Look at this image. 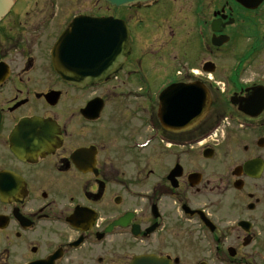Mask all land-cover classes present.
<instances>
[{
  "label": "flooded vegetation",
  "instance_id": "flooded-vegetation-1",
  "mask_svg": "<svg viewBox=\"0 0 264 264\" xmlns=\"http://www.w3.org/2000/svg\"><path fill=\"white\" fill-rule=\"evenodd\" d=\"M107 17L130 29L122 67L64 79L65 32ZM0 264H264V0H13Z\"/></svg>",
  "mask_w": 264,
  "mask_h": 264
},
{
  "label": "water",
  "instance_id": "water-1",
  "mask_svg": "<svg viewBox=\"0 0 264 264\" xmlns=\"http://www.w3.org/2000/svg\"><path fill=\"white\" fill-rule=\"evenodd\" d=\"M140 1L148 0H108L111 5L117 7ZM11 5L12 0H0V18L7 13ZM64 40L71 41L72 45H62V55L60 54L55 62L62 76L70 81L100 79L117 71L129 50V30L125 24L113 18L75 21L71 29L65 33ZM76 60L83 66L87 63L89 67L87 78H79L73 74L75 69L72 64ZM198 97H203V94H199ZM191 101V109H194L193 104L197 102L199 113L206 110L207 101L202 99Z\"/></svg>",
  "mask_w": 264,
  "mask_h": 264
},
{
  "label": "bare ground",
  "instance_id": "bare-ground-1",
  "mask_svg": "<svg viewBox=\"0 0 264 264\" xmlns=\"http://www.w3.org/2000/svg\"><path fill=\"white\" fill-rule=\"evenodd\" d=\"M106 2H108V0H105ZM109 3V2H108ZM196 87V92H193L194 94H196L197 96L199 95V93H204V91H203V89H201L200 87H199V85L198 86H195ZM192 92V91H191ZM207 103H208V105H207V108H206V111H208L209 110V108L211 107V104H212V101H211V99L209 98L208 100H207Z\"/></svg>",
  "mask_w": 264,
  "mask_h": 264
}]
</instances>
